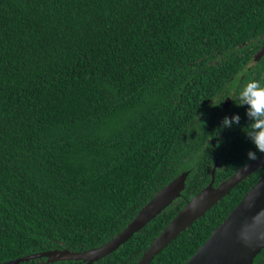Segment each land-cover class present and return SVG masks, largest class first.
Masks as SVG:
<instances>
[{
	"label": "trees",
	"instance_id": "trees-1",
	"mask_svg": "<svg viewBox=\"0 0 264 264\" xmlns=\"http://www.w3.org/2000/svg\"><path fill=\"white\" fill-rule=\"evenodd\" d=\"M263 44L264 0H0V264L100 246L188 170L179 197L92 263L134 264L216 158L214 186L261 154L237 104L249 81L264 85ZM263 173L149 264H185ZM45 260L16 264H84Z\"/></svg>",
	"mask_w": 264,
	"mask_h": 264
},
{
	"label": "water",
	"instance_id": "water-1",
	"mask_svg": "<svg viewBox=\"0 0 264 264\" xmlns=\"http://www.w3.org/2000/svg\"><path fill=\"white\" fill-rule=\"evenodd\" d=\"M263 54L264 44L254 53V60H258ZM229 100L230 98L227 96L223 103L224 108L229 104ZM217 165L216 158L210 182L182 206L134 264H149L153 257L179 233L212 208L244 178L263 166L264 153L259 154L254 161L249 160L228 178L214 186L213 173ZM188 173L189 171L186 170L175 176L154 194L119 233L100 246L79 252L67 249L46 250L3 264H16L21 260L42 257L46 258L45 262L81 260L84 264H92L117 249L156 214L179 197L185 187ZM242 236H247V239H242ZM262 249H264V173L245 192L222 222L212 230L208 238L185 264H252Z\"/></svg>",
	"mask_w": 264,
	"mask_h": 264
},
{
	"label": "clouds",
	"instance_id": "clouds-1",
	"mask_svg": "<svg viewBox=\"0 0 264 264\" xmlns=\"http://www.w3.org/2000/svg\"><path fill=\"white\" fill-rule=\"evenodd\" d=\"M238 106H247L246 116L251 123L246 128V136L255 145V148L264 153V85L257 80L249 81L239 92ZM240 116L234 114L231 117L225 116L222 120V127L231 128L234 124L239 125ZM249 160H256V152L247 153ZM247 239V236H242Z\"/></svg>",
	"mask_w": 264,
	"mask_h": 264
},
{
	"label": "rangeland",
	"instance_id": "rangeland-1",
	"mask_svg": "<svg viewBox=\"0 0 264 264\" xmlns=\"http://www.w3.org/2000/svg\"><path fill=\"white\" fill-rule=\"evenodd\" d=\"M84 263V262H83Z\"/></svg>",
	"mask_w": 264,
	"mask_h": 264
}]
</instances>
